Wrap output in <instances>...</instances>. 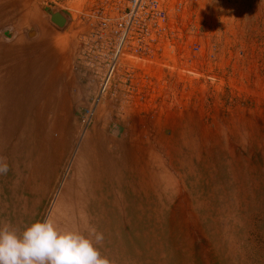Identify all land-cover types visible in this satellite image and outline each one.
Returning a JSON list of instances; mask_svg holds the SVG:
<instances>
[{"label":"rangeland","instance_id":"374dc122","mask_svg":"<svg viewBox=\"0 0 264 264\" xmlns=\"http://www.w3.org/2000/svg\"><path fill=\"white\" fill-rule=\"evenodd\" d=\"M165 1L172 32L131 44L100 92L121 0H0V224L95 228L110 264H264V0ZM24 35L48 40L35 59Z\"/></svg>","mask_w":264,"mask_h":264},{"label":"clouds","instance_id":"9594fccd","mask_svg":"<svg viewBox=\"0 0 264 264\" xmlns=\"http://www.w3.org/2000/svg\"><path fill=\"white\" fill-rule=\"evenodd\" d=\"M8 171L0 158V175ZM103 239L95 228L85 236L77 230H60L50 219L34 222L21 232L0 224V264H110L97 247Z\"/></svg>","mask_w":264,"mask_h":264},{"label":"built area","instance_id":"2783aa9c","mask_svg":"<svg viewBox=\"0 0 264 264\" xmlns=\"http://www.w3.org/2000/svg\"><path fill=\"white\" fill-rule=\"evenodd\" d=\"M195 1V0H192ZM165 0H121L118 39L109 69L114 71L118 61L129 46H136L143 52L148 42L156 43L171 31L169 11L173 10L165 4ZM178 13L183 12V4L175 6ZM194 40V31L189 30ZM194 41L188 45L189 53L195 55L199 45ZM126 53V52H125ZM127 54V53H126ZM128 55V54H127ZM192 60H189L190 65Z\"/></svg>","mask_w":264,"mask_h":264},{"label":"bare ground","instance_id":"6f19581e","mask_svg":"<svg viewBox=\"0 0 264 264\" xmlns=\"http://www.w3.org/2000/svg\"><path fill=\"white\" fill-rule=\"evenodd\" d=\"M0 58H2V57H0ZM170 61H172V62H174V58H171L170 59ZM117 66V65H116ZM115 69H116V67H115ZM115 69H114V71H115ZM110 70V69H109ZM108 70V71H109ZM113 71V72H114ZM111 73V70H110V72H109V74H108V76L106 77V79L104 80V83L102 84V87H101V90H100V92H105L106 91V89H107V85H108V81H109V77L111 76H113V74L114 73ZM108 73V72H107ZM2 75H4V76H2ZM5 78H8V74L6 73V71L5 70H3V72H2V74H1V76H0V79H5ZM11 109L16 113V115H18L19 113L17 112V110L15 109V106L13 105V107H11ZM39 110H41V109H39ZM20 112H22L21 111V109H20ZM41 112H42V110L39 112L40 114H41ZM21 116H22V114L20 113L19 114V117H20V120H21ZM6 120V119H5ZM12 124V125H7V127L9 128V129H11V128H13L14 126H17V123H19V120H17L16 122H12V121H8V120H6V124ZM35 130H37V129H35ZM45 135L46 136H42L41 138H39V140L37 141V145H36V147H38L39 145L38 144H43V143H45L46 142V146L50 143V141L47 139L48 137H49V133H47V132H45ZM14 144H16V142L14 143ZM0 149H1V146H0ZM40 150L42 151V150H44V148L42 147V148H40ZM20 155V154H19ZM25 155L29 158V156H28V153L26 152L25 153ZM29 161H30V159H29ZM28 161V162H29ZM27 162V163H28ZM78 162L80 163V164H82L81 165V167H83V165L85 166V161L81 158V157H79L78 158ZM30 165H31V163H30ZM27 167H25L26 169H28V170H30V166H29V163L26 165ZM129 169V168H128ZM71 180L72 181H74V182H77V191L75 190L74 192V194L73 193H70L72 190V188L73 189H75V187H71V186H67V187H65V189H64V192H63V197H64V200L62 199V202L61 203H65L66 205H67V210L69 211V209H68V207H71V209H72V207H74V206H76L77 205V203H75V200L80 196V194H81V191H82V189L84 188V186H83V184L79 181V179H78V177H77V175H76V173H73L72 174V178H71ZM72 183V182H71ZM7 186V183H2V190H1V192H0V203H4L3 201H5V200H7V198H8V190L7 189H5V187ZM67 193H69V196L68 195H66ZM70 199H72V200H74V202H70ZM77 201V200H76ZM78 205H79V203H78ZM64 208H66L65 206H60V212H64V214L65 215H69V212L68 213H66L65 212V209ZM3 211V214L2 215H5V210H2ZM72 228V226L70 227V229ZM65 230H68V222L66 223V225H65Z\"/></svg>","mask_w":264,"mask_h":264},{"label":"crops","instance_id":"0c3cea01","mask_svg":"<svg viewBox=\"0 0 264 264\" xmlns=\"http://www.w3.org/2000/svg\"><path fill=\"white\" fill-rule=\"evenodd\" d=\"M9 6H11V5H9ZM0 28H1V26H0ZM2 40V38H0V41ZM21 40H23V42L24 43H27V44H30L31 46L30 47H28L25 51H22V52H20V55H24V56H26L28 59H35L36 57H37V54L38 53H41V52H39L38 50L37 51H35L34 50V48L35 47H33V46H36V45H43V43H44V45L46 44V42H48V40L46 39V37L44 36V37H42V39L40 38V41H38V42H32V41H30V37L29 36H27V35H24V37H22V39ZM1 43H2V45L0 44V57H4V58H11V57H13V56H11V55H13L14 54V52L12 53L11 51H10V45H8L10 42H8V41H1ZM11 44V43H10ZM20 45H21V43H19ZM27 46V45H26ZM47 49H45L44 47H42V51H43V53H45L44 51H46ZM8 54V56L6 57V55ZM11 56V57H10ZM29 66L31 65V64H28ZM10 80V79H9ZM5 81H7L8 82V80H5ZM5 90H7L6 88H4ZM1 96V95H0ZM2 99H4L3 97H2ZM13 102H14V99H13Z\"/></svg>","mask_w":264,"mask_h":264},{"label":"water","instance_id":"95a60500","mask_svg":"<svg viewBox=\"0 0 264 264\" xmlns=\"http://www.w3.org/2000/svg\"><path fill=\"white\" fill-rule=\"evenodd\" d=\"M52 21L59 26L63 25V23L65 22L64 19L59 14H55L52 17Z\"/></svg>","mask_w":264,"mask_h":264}]
</instances>
